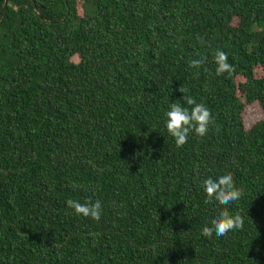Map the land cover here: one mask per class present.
<instances>
[{"label":"trees","instance_id":"16d2710c","mask_svg":"<svg viewBox=\"0 0 264 264\" xmlns=\"http://www.w3.org/2000/svg\"><path fill=\"white\" fill-rule=\"evenodd\" d=\"M256 67L264 0H0V264H264V118L241 116L264 113ZM180 88L215 121L182 148ZM229 172L244 196L206 204L202 181ZM225 209L243 228L203 235Z\"/></svg>","mask_w":264,"mask_h":264},{"label":"clouds","instance_id":"9594fccd","mask_svg":"<svg viewBox=\"0 0 264 264\" xmlns=\"http://www.w3.org/2000/svg\"><path fill=\"white\" fill-rule=\"evenodd\" d=\"M215 63L217 64V75L234 72V66L228 63V56L224 51L215 52ZM206 63V57L191 60L189 66L199 69ZM185 105L173 102L166 112V128L168 133L174 138L178 148H182L189 139L190 134L203 137L208 134L210 125L214 124V117L211 110L204 104L198 103L193 97L187 94L186 90L180 88ZM202 187L206 194L205 203H211L213 200L221 205H231L239 201L244 196V190L237 186L232 173H225L217 178L207 177L202 181ZM67 206L71 208L78 216L90 217L96 221L101 219L102 203L97 200L94 203H81L75 199H68ZM244 219L239 214H230L228 210H223L219 216L211 221V226H205L202 233L211 237L213 233L217 237L227 236L229 232L236 229H242Z\"/></svg>","mask_w":264,"mask_h":264},{"label":"rangeland","instance_id":"374dc122","mask_svg":"<svg viewBox=\"0 0 264 264\" xmlns=\"http://www.w3.org/2000/svg\"><path fill=\"white\" fill-rule=\"evenodd\" d=\"M77 12L81 15L82 14V9L80 5L78 4L77 6ZM237 18H234L232 23L236 24ZM77 57H73V60H77ZM264 73V70L260 67H256L254 69V74L256 77H261ZM244 82V79L241 76L236 77V83L240 86L241 83ZM240 90V89H239ZM237 91V94L239 95L241 100H244L243 96L244 94L240 91ZM242 116V121L245 129H249L255 122L258 120L264 118V113L258 104V102H253L251 104H246L244 107V110L241 114Z\"/></svg>","mask_w":264,"mask_h":264},{"label":"water","instance_id":"95a60500","mask_svg":"<svg viewBox=\"0 0 264 264\" xmlns=\"http://www.w3.org/2000/svg\"><path fill=\"white\" fill-rule=\"evenodd\" d=\"M36 10V9H35Z\"/></svg>","mask_w":264,"mask_h":264}]
</instances>
